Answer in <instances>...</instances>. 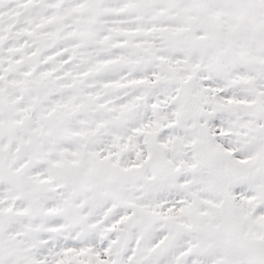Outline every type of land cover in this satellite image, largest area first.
<instances>
[{"label":"snow or ice","instance_id":"1","mask_svg":"<svg viewBox=\"0 0 264 264\" xmlns=\"http://www.w3.org/2000/svg\"><path fill=\"white\" fill-rule=\"evenodd\" d=\"M0 264H264V0H0Z\"/></svg>","mask_w":264,"mask_h":264}]
</instances>
